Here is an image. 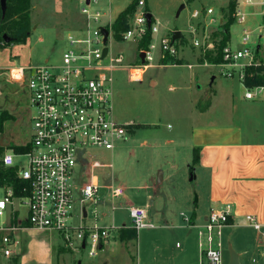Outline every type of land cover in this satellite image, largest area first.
Listing matches in <instances>:
<instances>
[{
  "label": "rangeland",
  "instance_id": "obj_1",
  "mask_svg": "<svg viewBox=\"0 0 264 264\" xmlns=\"http://www.w3.org/2000/svg\"><path fill=\"white\" fill-rule=\"evenodd\" d=\"M98 1L100 8L107 12L106 17H115L133 0ZM228 1L143 0L144 8L151 14L152 23L157 26V32L152 34L150 42L156 46L151 62H146L144 58L141 61L139 56L140 52L148 50L150 43L147 48L139 49V41H125L122 38V41L116 40L113 35L115 19L111 22V37L107 43L109 53L102 65H107L109 54L113 58L122 57L120 65L106 72L112 79L114 116L122 122L131 120L132 127L128 138L117 142L113 150L98 147L77 150L76 165L71 177L76 199L71 219L73 224L79 223L78 214L84 206L87 216L83 222L87 225H113L115 228L111 229V235L114 236L118 225L130 222L128 207L144 205L142 199L147 194L155 197L156 192L162 193L171 201V195L180 198L185 195V191L190 190V209L192 205L199 204V210L202 211L200 214H207L209 207L203 199L207 180L199 169L196 168L192 174L184 166V142L187 140L189 128L199 121L215 120L217 124L223 123L227 119L225 116L228 111H233L234 118L237 119L238 109L235 103L234 106L231 104L228 90L238 95L240 92L243 94L244 89L236 76L231 80L222 74L219 68L222 61L218 64L201 63L199 59L203 50L194 46L193 41H211L212 48L209 50L214 49L220 40L219 32L224 22L221 9ZM252 1L247 7L241 1L237 6L247 12V17L252 20V26L248 22L244 26L249 27L253 33L250 40L256 46L254 61L258 64L255 68H259L258 73L261 74L264 73V0ZM82 6L83 0H31V34L24 43L12 45L18 55L17 60L25 65H58L63 52L70 48L68 36L81 35L77 31L83 18L80 13ZM208 8L212 9V13L207 14ZM195 10L200 13L196 18L192 17ZM106 17L103 18L104 23ZM242 28L243 25L234 18L229 31L231 47H241ZM175 30L182 34L181 38L172 42L176 54L171 56L161 53L158 58L160 39L168 38L171 42L172 32ZM0 71V114L9 117L4 121L0 134V146L4 152L28 143L31 134L29 115L32 109L28 105L24 82L12 80L5 70ZM142 73V78L137 79ZM14 76H17L16 71ZM252 87L254 86L248 88ZM209 100V111L200 116L196 107H205ZM175 132L181 142L180 153L176 156L172 152L173 144L167 142ZM131 134L133 140L127 142L131 139ZM141 141L146 142V146H141ZM15 161L23 165L25 159L16 157ZM93 162L100 163V166L92 167ZM157 170L164 173V181L153 193L150 186L154 184V178L157 180ZM193 176L196 178L191 179ZM91 178L99 186L95 201L86 200L80 203L79 190ZM186 185L188 189L184 187ZM116 186L123 188V195L112 198L111 188ZM5 191L6 188L0 187V198ZM190 209L179 210L188 215L191 213ZM200 221L203 223L204 219L201 218ZM203 225L202 232L205 231ZM43 232L44 234H40ZM19 233L17 251L20 256L26 257L28 264H77L78 260L84 261L90 257L86 250L71 251L65 248L62 237L57 232L33 230L32 237L29 238H21ZM201 238L205 243L204 236ZM45 240H49L53 246L52 260L49 257L42 258ZM216 240L217 237H214V243ZM223 243L222 260L228 251L224 240ZM132 245L134 246V242H130L129 246L131 258L134 250ZM12 257L8 258L0 253V264H13ZM203 259L206 260L204 255ZM127 264H135L134 259L128 260Z\"/></svg>",
  "mask_w": 264,
  "mask_h": 264
},
{
  "label": "built area",
  "instance_id": "obj_2",
  "mask_svg": "<svg viewBox=\"0 0 264 264\" xmlns=\"http://www.w3.org/2000/svg\"><path fill=\"white\" fill-rule=\"evenodd\" d=\"M243 2L251 4V0ZM98 4V0H83L80 8L84 17L83 27L79 31L81 35L68 36L70 48L63 52L58 65L44 63L18 66L17 76L14 73L10 76L12 80L24 82L28 105L32 111L29 115L31 134L28 149L23 153L4 151L0 157L1 166L15 168L16 177L24 185L21 191L25 193L15 196L12 185H5V194L0 198V219L8 215V223L0 224V232H3L0 253L5 257L17 254L18 239L15 232L24 227L57 232L65 248L72 251L86 250L90 257L96 255L111 229L115 228L113 225L85 224L83 220L87 212L84 206L78 214L79 223L71 222L76 202L71 177L76 165L77 150L88 147L113 150L117 142L127 138L132 127V122H120L114 116L112 79L107 72L120 65L122 57L113 58L109 54L107 65H102L109 49L102 56L105 45L100 29L108 30V43L112 20L106 17L107 12ZM206 12L210 14L212 9L208 8ZM146 13L143 0H138L128 28L121 33L123 40L140 41L147 29H150L151 34L157 32V26L152 21L148 26ZM199 14L195 10L192 17L196 18ZM247 16V12L239 9L238 5L234 18L243 25L241 47L224 46L219 65L225 77L236 76L242 84L244 68L258 64L254 61L256 46L250 40L253 33L244 26ZM105 17L107 19L104 23ZM193 44L203 51L212 48L211 41L199 43L195 39ZM148 47V50L143 51L144 59L151 62L156 46L150 43ZM158 52V58L161 53L174 56L176 48L168 38H161ZM244 87L247 99H253L264 91V85ZM16 157L24 158V164L17 163ZM91 166H100V163L93 162ZM98 189L99 186L91 178L89 183L80 188L79 202L95 201ZM122 195V187L111 188L112 198ZM15 204L23 207L24 212L20 213ZM128 213L131 227L135 230L152 226L145 221L144 208L131 205ZM245 218L253 228L260 229L254 217L247 215ZM228 219V208L210 210L206 216L203 225L205 231L200 233L205 243L202 241L200 247L208 264H221L219 238ZM214 237H217L215 243Z\"/></svg>",
  "mask_w": 264,
  "mask_h": 264
},
{
  "label": "crops",
  "instance_id": "obj_3",
  "mask_svg": "<svg viewBox=\"0 0 264 264\" xmlns=\"http://www.w3.org/2000/svg\"><path fill=\"white\" fill-rule=\"evenodd\" d=\"M240 1L243 6H248L243 0L238 2ZM115 18L116 16L110 17L112 21ZM83 22L84 17L78 33L83 27ZM246 22L251 26L253 24L248 17ZM14 48L13 46L0 48V70H5L8 76H11L18 66L25 65L18 61ZM142 75L143 73L137 79H141ZM238 82L244 89L243 94L240 92L236 95L228 90L231 104L234 106L235 103L238 109L236 113L238 118H234L233 111H228L225 116L227 119H224L223 123L217 124L215 120L199 121L189 128L187 140L184 142V166L192 174L196 168L199 169L207 180L203 197L209 207L207 214H200L202 211L199 210V204L192 205L190 209V190L185 191V195L180 198L171 195V201L162 193H155L154 190L159 189L164 181V173L157 170V180L154 178V184L150 186L156 194L155 197L147 194L142 199L144 205H138L144 208L145 221L152 226L138 229L134 232L133 238L122 240L121 232L123 236H128L134 230L131 221L118 225L114 230L115 235L112 236L110 231L95 256L84 261L78 260L77 264H127L130 259H134L135 264H208L203 259L200 247L203 236L200 234L201 227L210 210L218 208L229 210L228 224L221 229L220 242L224 244V240L228 247L221 264L222 261L223 264H229V248L237 254L239 264H264V91L253 99H247L244 96L245 87L239 80ZM210 107L209 100L205 107L196 108L198 114L203 116ZM133 134L127 142L133 140ZM171 137L167 142L173 144L172 152L176 156L180 153L181 142L177 132ZM140 145L146 146V142L141 141ZM193 148L198 149V161L190 170ZM195 178L196 176L191 177ZM184 187L188 189L187 185ZM198 197L200 202V196ZM15 206L20 213L24 212L23 207L17 204ZM182 208L188 211L190 209L191 213L188 215L183 213L179 210ZM247 215L254 217L260 225L259 230L253 228L246 220ZM201 218L204 219L203 223L200 221ZM11 221L15 223L14 220ZM6 223L8 215L0 221V224ZM32 229L24 227L15 232V236L24 231L19 233V237H32L31 232L39 230ZM2 235L3 232H0V239ZM130 242H134L133 258L129 256ZM42 252V258L49 257L52 260L53 246L49 240H45ZM12 259L13 264H28L26 257L20 256L18 251Z\"/></svg>",
  "mask_w": 264,
  "mask_h": 264
},
{
  "label": "trees",
  "instance_id": "obj_4",
  "mask_svg": "<svg viewBox=\"0 0 264 264\" xmlns=\"http://www.w3.org/2000/svg\"><path fill=\"white\" fill-rule=\"evenodd\" d=\"M239 0H229L227 5L221 9L223 13L224 22L221 24L220 40L216 43L214 49L203 51L200 57V61L207 62L209 64H218L222 61V49L229 42L230 26L234 22L233 13L236 9ZM138 0H133L122 11L118 13L113 24V35L116 40L122 41L121 33L124 32L129 25L130 17L135 12ZM30 9L31 0H7L5 13L2 16L0 6V48L10 47L16 43H24L31 34L32 25L30 23ZM146 11H148L146 9ZM152 20V17H151ZM3 35L8 37V41H5ZM151 31L147 29L145 35L138 43L139 49L147 48L151 42ZM262 69V68H261ZM260 69L252 66L244 68L243 84L246 87L264 85V73H258ZM4 114H0V134L3 129L4 121L8 120ZM28 143L24 146H14L12 151L14 153H23L28 149ZM3 153V149L0 146V157ZM198 161V149L193 148L192 152V166ZM5 185H12L14 195L21 196L25 194L21 191L24 186L23 183L16 177L15 168H5L0 165V187ZM134 229V228H133ZM135 230V229H134ZM133 231L128 236H123L121 232V239L128 240L135 236Z\"/></svg>",
  "mask_w": 264,
  "mask_h": 264
},
{
  "label": "water",
  "instance_id": "obj_5",
  "mask_svg": "<svg viewBox=\"0 0 264 264\" xmlns=\"http://www.w3.org/2000/svg\"><path fill=\"white\" fill-rule=\"evenodd\" d=\"M6 1L7 0H0V6H1V11H2V16L5 13V9H6ZM146 20H147V24L148 26L151 23V14L149 12H147L145 14ZM102 35H103V44L105 45L102 51V56H105V54L107 53L108 47H107V38H108V30L106 28H101L100 29ZM182 34L180 31L175 30L172 32V37H171V42H173L176 39L181 38ZM3 38L5 41H8V37L6 35H3ZM140 59L141 61H143L144 58V52H140L139 53ZM229 253H230V262L229 264H239L238 261V257L237 254L235 252H233V250L231 248H229Z\"/></svg>",
  "mask_w": 264,
  "mask_h": 264
}]
</instances>
